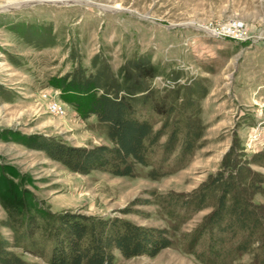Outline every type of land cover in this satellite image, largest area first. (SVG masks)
<instances>
[{"label": "rangeland", "instance_id": "obj_1", "mask_svg": "<svg viewBox=\"0 0 264 264\" xmlns=\"http://www.w3.org/2000/svg\"><path fill=\"white\" fill-rule=\"evenodd\" d=\"M19 1L24 5L14 6ZM234 21L242 26L228 30ZM140 55L159 66L151 79L159 102L172 103L179 90L173 103H181L189 86L207 89L195 116L203 135L182 167L173 170L171 158L158 178L150 174L153 166L142 164L133 175L80 172L44 149L53 140L71 148L111 145L96 116L84 117L73 106L76 94H62L55 79L77 64L92 71L96 58L116 71ZM53 104L64 113L54 112ZM158 114L149 110L156 129L164 123ZM177 118L175 113L171 120ZM170 131L160 138L158 154ZM263 149L264 0H0V236L10 242L9 209L19 217L37 214L38 206L51 215L122 217L165 229L173 241L155 255L125 257L115 250L113 264H210L198 255L207 235H188L214 210L216 192L180 225L160 198L200 190L223 170L232 150L239 166L264 179V162L250 159ZM249 180L245 176L242 183L264 210V192L255 191ZM260 245L257 240L218 263L264 264ZM9 249L30 264H48L22 247Z\"/></svg>", "mask_w": 264, "mask_h": 264}, {"label": "trees", "instance_id": "obj_2", "mask_svg": "<svg viewBox=\"0 0 264 264\" xmlns=\"http://www.w3.org/2000/svg\"><path fill=\"white\" fill-rule=\"evenodd\" d=\"M158 70V64L148 55L128 59L116 71L105 59L96 58L92 71L77 64L55 79L62 94H76L78 101L73 106L84 117L96 116L111 145L71 148L53 140L45 142L44 149L80 172L101 169L120 176L133 175L137 164H142L153 166L150 174L158 178L167 173L161 170L171 158H175L173 170L182 167L203 135L195 116L200 110L198 100L207 94V89L201 84L189 86L181 103H173L179 97V90L171 95L172 103H167V98L159 102L157 89L151 87V79L159 74ZM149 110L164 117L162 127L155 128ZM175 113L179 118L172 121ZM167 128L171 131L158 154L159 140ZM178 145H181L180 153L174 156ZM250 159L264 162V149L250 155ZM239 165L232 150L224 160L223 170L200 190L189 197L171 193L160 198L167 215L180 225L216 192L214 210L195 233L188 235L195 239L207 235L198 255L210 264L246 252L257 240L261 242L264 263V210L252 201V193L242 183L247 176L249 186L264 192V179L248 166ZM34 208L37 214L23 212L19 217L9 209L8 225L14 228V238L10 242L0 236V264H30L9 247H22L48 264H113L115 250L125 257L155 255L173 244L167 230L143 227L122 217L70 212L51 215L41 212V207Z\"/></svg>", "mask_w": 264, "mask_h": 264}, {"label": "built area", "instance_id": "obj_3", "mask_svg": "<svg viewBox=\"0 0 264 264\" xmlns=\"http://www.w3.org/2000/svg\"><path fill=\"white\" fill-rule=\"evenodd\" d=\"M242 26V24L240 22H236L234 21L232 24H230L229 28H227L228 30H231V29H235V28H240ZM226 32L229 34L230 32L226 30ZM52 110L56 113H64V109L58 105V104H53L52 105Z\"/></svg>", "mask_w": 264, "mask_h": 264}, {"label": "bare ground", "instance_id": "obj_4", "mask_svg": "<svg viewBox=\"0 0 264 264\" xmlns=\"http://www.w3.org/2000/svg\"><path fill=\"white\" fill-rule=\"evenodd\" d=\"M25 4H27V3H25ZM6 5V4H5ZM8 5H10V4H8ZM12 5V4H11ZM20 5H24V3L23 2H16L15 4H14V6H20ZM191 24H194V23H191Z\"/></svg>", "mask_w": 264, "mask_h": 264}]
</instances>
